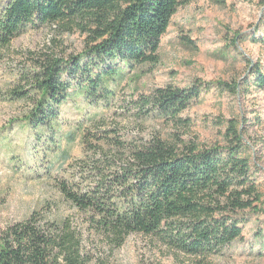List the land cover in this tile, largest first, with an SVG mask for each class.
<instances>
[{
  "label": "trees",
  "instance_id": "trees-1",
  "mask_svg": "<svg viewBox=\"0 0 264 264\" xmlns=\"http://www.w3.org/2000/svg\"><path fill=\"white\" fill-rule=\"evenodd\" d=\"M188 2L7 0L0 10V59L27 29L56 26L77 32L85 47L65 59L49 48L29 52V67L0 98L26 104L22 123L29 129L54 132L59 109L69 98L79 94L88 103L109 101L127 73L155 65L172 16ZM251 76L253 85L264 89L257 67ZM199 89H156L134 102L135 117L183 124L179 115ZM95 129L77 127L82 157L71 167L72 177L56 182L62 199L84 215L94 232L118 246L133 234L151 237L198 260L220 255L241 239L243 213L256 212L260 195L235 131L224 146L201 149L157 137L126 143L115 129ZM0 264L86 263L68 225L41 223L35 212L0 232Z\"/></svg>",
  "mask_w": 264,
  "mask_h": 264
},
{
  "label": "rangeland",
  "instance_id": "rangeland-1",
  "mask_svg": "<svg viewBox=\"0 0 264 264\" xmlns=\"http://www.w3.org/2000/svg\"><path fill=\"white\" fill-rule=\"evenodd\" d=\"M6 1L0 0V10ZM84 47L77 32L56 26L27 29L0 59V92L11 89L29 67V52L49 48L65 59ZM256 67L264 74V0H189L172 16L155 65L127 73L109 101L88 103L79 94L69 98L59 109L54 132L29 129L22 123L26 104L0 98V232L36 212L41 223L68 225L86 264H264V89L253 85ZM167 86L200 87L179 115L183 124L136 118L134 102ZM79 125L86 132L115 129L126 143L157 137L201 149L224 146L235 131L260 195L256 212L243 213L241 239L220 255L198 260L151 237L133 234L118 246L94 232L56 188L58 180L73 176L70 169L82 157Z\"/></svg>",
  "mask_w": 264,
  "mask_h": 264
}]
</instances>
